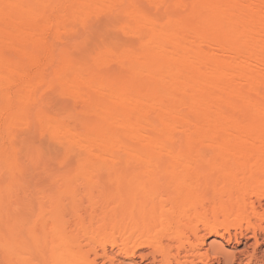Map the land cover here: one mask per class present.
<instances>
[{
    "label": "bare ground",
    "instance_id": "bare-ground-1",
    "mask_svg": "<svg viewBox=\"0 0 264 264\" xmlns=\"http://www.w3.org/2000/svg\"><path fill=\"white\" fill-rule=\"evenodd\" d=\"M3 47L0 264H264V0H0Z\"/></svg>",
    "mask_w": 264,
    "mask_h": 264
},
{
    "label": "rangeland",
    "instance_id": "rangeland-1",
    "mask_svg": "<svg viewBox=\"0 0 264 264\" xmlns=\"http://www.w3.org/2000/svg\"><path fill=\"white\" fill-rule=\"evenodd\" d=\"M0 51H1V53H3V55H10L11 54V52L9 51V49H7V48H5V47H3V48H1L0 49ZM220 242V240H213V239H210V240H208L207 242H206V244L208 245V244H211L212 242ZM223 246L222 247H224L223 248V250L224 251H234L233 249H232V246L230 245V246H227L225 243H222V242H220ZM236 249H242V246H239L238 248H236Z\"/></svg>",
    "mask_w": 264,
    "mask_h": 264
}]
</instances>
